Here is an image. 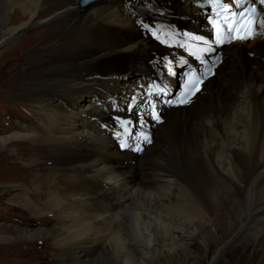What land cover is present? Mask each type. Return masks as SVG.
Here are the masks:
<instances>
[{"label": "bare ground", "instance_id": "6f19581e", "mask_svg": "<svg viewBox=\"0 0 264 264\" xmlns=\"http://www.w3.org/2000/svg\"><path fill=\"white\" fill-rule=\"evenodd\" d=\"M128 1L96 0L82 11L79 0L3 1L0 51L32 27L54 25L50 44L47 35L35 53L45 52L47 44L46 50L56 49L57 55L52 53L46 68L22 83L26 99L46 109L30 106L39 125L18 126L0 137V156L11 151V142L21 143L22 168L48 173V192L39 195H48L42 210L24 198L30 189H19L23 197L15 204L36 218L49 214L62 226L10 227L11 237L0 240H51L52 256L62 264H146L157 259L155 253H174L177 243L178 253L190 260L195 255L189 247L209 235L207 229L183 231L199 226L203 213L218 208L229 214V221L212 264L225 246L259 224L257 234L245 235L241 247L248 249L258 237L264 241V42L222 47L226 59L204 84L205 94L190 107L168 108L141 157L131 156L135 164L124 165L130 155L119 154L89 122L94 115L90 101L77 115L70 114L81 95L104 87L91 77L102 63L112 67L118 60L125 67L130 62L146 68L139 61L148 43L136 38L124 7ZM190 1L176 6L192 12ZM8 8L12 19L6 24ZM28 144L44 151L49 168L42 170L39 158H26L35 152L34 147L27 150ZM210 237L218 243L214 234Z\"/></svg>", "mask_w": 264, "mask_h": 264}, {"label": "rangeland", "instance_id": "374dc122", "mask_svg": "<svg viewBox=\"0 0 264 264\" xmlns=\"http://www.w3.org/2000/svg\"><path fill=\"white\" fill-rule=\"evenodd\" d=\"M3 1L4 0H0V9L2 7ZM9 9L10 8L7 9L3 18L6 24L12 19L10 12L11 9ZM14 16H17V14L15 13ZM53 26L54 25L45 24L32 27L19 36L15 37L9 44L6 45L4 49H2V51H0V137L6 136L8 133L13 132L15 128L19 126V121L24 120V118L25 120L27 118L32 119H29V121H32L30 123L24 122L23 124L25 125L29 124L33 127V125L35 126L37 124V121L33 118V112L35 111V108L30 107L31 105L35 107L38 106L43 110L46 109L45 104H38V101L31 102L29 99H26L27 95H25L26 92L23 90L22 83L27 81L30 74L37 75L41 70H44L46 68L45 66L47 65V62L51 60L53 56L55 57V55H57L56 49L48 51L46 50L52 40L51 37L54 28ZM5 28L3 31H5ZM47 35H49L47 43L48 45L46 44L45 47H42L44 48L45 52L35 53V51L41 49V46H44V42L46 40L44 38ZM2 37H4V32H2L0 35V38ZM32 48H34L33 54V51H30ZM132 65L137 71L143 72L146 70V68L143 70L140 65ZM132 78L134 77H130L128 79L131 80ZM89 96L90 95L86 93L79 97V100L75 103L73 108L74 113L70 114V117L77 115L76 112L87 104L89 101ZM20 144L21 143L11 142L9 144V149H11V151L8 150L5 155L0 156V237H11L10 232H12V230H10V227H20L30 230L38 229L40 227L45 228V225L49 228H60L62 226V224H59L57 221H51L50 219L52 218H50L51 216L49 214L43 215V218H36L33 217L27 210L15 204V201H19L21 199L20 196L23 197V195H18L21 193L19 190L21 188L27 190V192H29L30 189L29 194H24V198H26L29 202L34 201L41 210L44 208L43 203L47 199L46 196H48L47 194L44 196H39L43 195L44 192H48V190L46 191L44 188L48 173L46 171L41 172L39 169L36 170L34 167H30L29 169L22 168L21 158L23 156L20 154H22L25 148ZM32 147H34L35 152H31L26 158H39V162L42 164L40 165L41 169L43 170V168H49L48 165L51 166V161H49V158L43 154L44 151L38 149L36 144H28L27 150L31 149ZM146 148L147 146H143V150L138 154L140 157ZM10 155L12 157V161L8 159ZM32 184H35L36 186ZM51 187L54 188L55 191H61L59 188H55L54 185ZM12 196H14L15 199H10ZM203 214L204 215L199 226L190 227L187 231H183V233L189 234L196 228L198 232L202 231L203 229H207V235L209 236H205L206 238L204 239L203 243L198 241L195 243L196 245L193 244L189 247V250H192L195 258L187 260L185 255L179 254L177 251L179 248V243H177L174 247V253L172 252L169 255L163 254L162 256H158V254L155 253L157 259L147 263L210 264L221 247V233L223 226H226L229 221V214H227V212L224 210H219L218 208H211L209 209L208 213ZM261 226L262 224L255 226V228H252L251 231L245 235H256V231L258 229L256 227ZM210 227L211 229L209 230ZM212 232L218 239V243H215L212 240L213 236H211L212 238L210 237V235H213ZM245 235L234 239L235 241L233 240L229 243V245L225 246L223 248L222 254L212 264H259L264 259V241L259 240L258 237L254 243H250L248 249L245 248L243 250L241 245L245 244ZM13 240L8 243L0 240V264H62L59 259L52 256L55 254L56 249L54 248L51 240L46 243L36 240H17V238H14ZM171 245L172 243L170 246H168V248H170Z\"/></svg>", "mask_w": 264, "mask_h": 264}, {"label": "snow or ice", "instance_id": "6c2138e0", "mask_svg": "<svg viewBox=\"0 0 264 264\" xmlns=\"http://www.w3.org/2000/svg\"><path fill=\"white\" fill-rule=\"evenodd\" d=\"M208 2L209 3H223L224 7H226V8L228 7L227 0H208ZM246 2H247V0H246ZM261 3H264V0H261ZM241 14L242 13H235V12L231 13V15H233V16H237V15H241ZM222 30L224 32L229 31V29L225 25H222ZM240 39H244V37L241 36ZM205 43H207V41H205Z\"/></svg>", "mask_w": 264, "mask_h": 264}, {"label": "water", "instance_id": "95a60500", "mask_svg": "<svg viewBox=\"0 0 264 264\" xmlns=\"http://www.w3.org/2000/svg\"><path fill=\"white\" fill-rule=\"evenodd\" d=\"M86 1L90 2V1H93V0H84V1H83V4H85Z\"/></svg>", "mask_w": 264, "mask_h": 264}]
</instances>
